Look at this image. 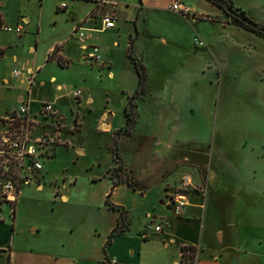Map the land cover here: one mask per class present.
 <instances>
[{
	"label": "crops",
	"instance_id": "0c3cea01",
	"mask_svg": "<svg viewBox=\"0 0 264 264\" xmlns=\"http://www.w3.org/2000/svg\"><path fill=\"white\" fill-rule=\"evenodd\" d=\"M97 1L0 0V20L11 27L22 24L25 30L22 35L0 32V62H10L7 70L0 72V94H10V106L0 110V115L13 110L27 96L24 78H14L11 71L17 68L25 75L33 69L36 72L29 94L32 111L40 103L50 102L65 118L67 108L60 105V100L69 96L70 114L79 100V112L83 115V107L90 112L95 105L91 92L101 91L105 110L95 118L94 133L109 139L108 132L125 128V107L138 86V75L128 56L133 41L134 55L143 67L145 82L143 93L135 100L134 142H130V147L142 155L144 143L140 144L136 136L140 126L144 125V134H154L160 119H166L168 128L170 119L183 117L184 113L194 118L195 108L180 104L188 101L189 89L175 93V86L194 85L201 80L214 85L221 78L222 62L234 61L235 53L253 66L259 81L264 79V39L234 25L223 9L208 0H109L111 5L99 6L95 13ZM175 1L188 7L192 17L172 12L169 7ZM230 1L234 9L264 27V0ZM61 3L66 7L61 8ZM102 15L113 16L115 26L102 29ZM79 33L84 34L81 40ZM196 41L203 45L198 46ZM91 46L98 47L103 65L86 61ZM159 51L177 57L154 67L151 59ZM72 79L77 82V89L81 90V86L87 91L85 97L72 98L70 92L62 91L72 86L67 83ZM113 92L122 95L121 110L117 113L109 105ZM2 98L0 95V101ZM173 101L178 102V107L169 108ZM0 106L3 108V104ZM80 122L78 131L83 126L82 119ZM187 127L182 126L181 133ZM100 128L107 134H100ZM251 130L262 138L253 147L259 152H254V160L261 167L256 186L247 183L255 175L242 179L236 173L230 179L215 171L212 175L208 161H200V157L192 161L197 167L183 161L173 165V161L166 159L161 166L145 169H137V158L136 171L132 162L124 158V163L136 172L138 181L153 184L140 192L126 183L113 185L107 170L97 172L87 177L85 187L100 188L98 201L91 198V189L80 190L76 177L55 169L58 147L55 156L43 164L38 184L32 185L41 192L44 184L50 183L54 188L52 202L60 209L24 213L18 205L23 189L32 185L23 188L14 209H1L0 264H182L185 247L193 248L191 264H264V209H259L262 214L255 217V225L249 207L218 209L209 200L212 193L214 199L253 198L256 191L258 197H264V127ZM77 154L84 155L83 147L78 148ZM94 165L86 169L92 170ZM180 181L188 182L183 207L172 204L171 199L173 187ZM196 186L204 188L198 190ZM68 188L75 190L68 192ZM71 193L75 194L74 207L69 205ZM107 201L122 207L126 217L123 231L111 239L120 213L110 209ZM158 226L161 230L155 232ZM254 228L260 235L258 238L254 236Z\"/></svg>",
	"mask_w": 264,
	"mask_h": 264
},
{
	"label": "rangeland",
	"instance_id": "374dc122",
	"mask_svg": "<svg viewBox=\"0 0 264 264\" xmlns=\"http://www.w3.org/2000/svg\"><path fill=\"white\" fill-rule=\"evenodd\" d=\"M234 11L239 15L242 13L246 18L250 19L245 13L238 10ZM234 56L236 57L234 61L229 59L222 62L221 78L217 79L214 85L209 86L201 80L194 85L174 87L175 93L181 90L185 92L189 89V98L186 99L188 101L181 102L180 104H185L186 107L190 104L191 107H194V118H189L184 113L183 117L170 119L171 124L168 128H165L166 119H160L158 130L154 134H144V125L140 126L136 136L140 140V144L144 143L142 155L130 147V142H134L132 128L128 132H124L122 126L115 128V130L108 132V134L100 128L99 133L107 134L109 139L95 135V118L100 112L105 110V107H103L105 103L103 92L96 90L91 92L95 98V105L90 112L88 108L85 109L83 107V115L79 112V100L76 102V107L73 105L75 108H72L73 113L70 114V110H68L71 102L70 97L65 96L64 99L60 100V105L64 109L67 108L64 110L65 118L61 116L62 123L64 124L62 136L64 143L59 146L58 155L54 158L55 169L59 172L63 169L65 175L68 177H76L78 183H80V190L91 189V198L95 201H98L101 197L100 188L90 185L85 187V185L87 183V177L97 172L103 173V171L107 170V174L114 181H132L138 189H145L149 184H153V181H147L144 185V183L135 178L136 165H134V160L137 158H139L137 169H145L156 164L157 166H161L162 161L166 159L171 162L173 161V165L183 161V164H188L190 167H197L192 161H197L198 157H200V161H208L209 173L212 175L214 171L215 174L219 173L226 179H230L235 173L240 179L255 175V178L247 179V183L256 186L259 184L257 182V175H261V167L254 160V152L255 154L259 152L253 147L262 138H258V134L252 131L251 128L264 127V79L262 81L258 80L259 76L255 75L253 66L242 57L240 58V54L235 53ZM176 57L175 54L159 51L156 56L152 57L151 61L152 65L157 67L164 62L173 61ZM9 66V61H1L0 72H5ZM75 69L78 68L75 67ZM124 76L126 77L127 73H124ZM126 81L131 83V79L129 78H126ZM67 83L72 86L69 85L70 87H65L62 91L67 90L73 98L72 93L79 86L77 87L75 85L77 82L74 79ZM1 85L2 82L0 80ZM80 88L82 97H85L87 91L81 86ZM157 88L162 87L158 86ZM116 93L113 92L109 95V105L117 113V111L121 110L120 106L122 101L120 98L122 95ZM0 95L3 96L0 101V105L3 104V108L0 106V110H5V106H10V100L8 98L10 94L8 92H2ZM76 99H79V97ZM173 103V105H168V107H178V102L173 101ZM142 109L144 110L145 107H142ZM3 112L5 113V111ZM2 116L4 114L0 115V118ZM81 119L83 126L78 131L81 125ZM185 125L188 126V131L185 130V133H181L182 126ZM73 126H75L74 129H72ZM80 146L84 150V155L81 156L77 154ZM114 146L118 151L123 165L122 171L117 170V163L113 161L112 148ZM137 147L142 149V145L139 146L138 144ZM204 150H206V153L203 154L202 152ZM156 155H159V158H155ZM124 158L125 161L132 162L135 171L124 163ZM186 160L189 163L185 162ZM46 162L48 160L44 161V163ZM92 164H95L92 170H87L86 166H91ZM0 169H2L1 166ZM253 169H256V172ZM12 173L13 170L9 174L12 175ZM1 174L2 170L0 171V178ZM184 176L188 177L189 175ZM186 183L188 182L180 181L173 187L174 193L171 195L172 204H174L173 199L177 194H185L187 192L188 188ZM1 185L2 182L0 179V194L2 192ZM204 186H196V188L200 190ZM25 187L28 186H21V190ZM73 189L68 188V192L75 190ZM53 191L54 188L50 183L44 184L41 192L35 191V185H32L31 188L23 189L18 209H23L24 213L32 210L60 209V206L58 207L56 203L54 204L52 202ZM257 194V191L254 192L255 196L253 198L231 199L229 197H216L214 199L212 193L209 200L212 204L215 203L218 209H230L231 206H235L237 209H246V207H249L248 209H251V213L249 212L252 217L251 221L256 225L255 217L264 213V211L261 213V210H259L261 208L264 209V197H258L259 194ZM74 195V193H71L72 200L69 203L73 207ZM261 205L263 206L261 207ZM3 207L4 210L10 209L9 205H3ZM254 236L255 238L260 236L257 228H254Z\"/></svg>",
	"mask_w": 264,
	"mask_h": 264
},
{
	"label": "built area",
	"instance_id": "2783aa9c",
	"mask_svg": "<svg viewBox=\"0 0 264 264\" xmlns=\"http://www.w3.org/2000/svg\"><path fill=\"white\" fill-rule=\"evenodd\" d=\"M96 4L99 7L111 5L112 2L98 0ZM60 7L65 8L66 4L61 3ZM169 9L184 17H190L192 14L188 7L177 1L173 2ZM100 21L102 29L115 26L114 17L111 15L100 16ZM78 30L79 28L75 32ZM24 31L22 24L11 27L0 20V32L22 35ZM78 37L81 40L84 34L79 33ZM196 44L198 46L203 45L200 41H196ZM85 58L86 61L92 64L103 65L99 49L96 46L90 47ZM35 72V70L29 69L23 75L20 69L15 68L11 71L14 78H24L27 96L18 103L17 107L0 118V166L2 168L0 169V171L2 170L0 178L2 182L0 213L3 205H9L10 209H14L21 186L38 184L44 161L52 159L55 156L56 149L64 143L62 140L64 124L54 105L50 102H42L37 109L31 110L33 101L29 94ZM80 95L81 90L75 89L73 91L74 98H78ZM11 170H13L12 175L9 174ZM173 203L177 207L185 206V195L177 194L173 199ZM154 230L159 232L161 228L158 226Z\"/></svg>",
	"mask_w": 264,
	"mask_h": 264
},
{
	"label": "trees",
	"instance_id": "16d2710c",
	"mask_svg": "<svg viewBox=\"0 0 264 264\" xmlns=\"http://www.w3.org/2000/svg\"><path fill=\"white\" fill-rule=\"evenodd\" d=\"M208 1L215 4L219 8L223 9L227 13V15H229V17L232 19V23L234 25H236V26H238V27H240L246 31H249V32L255 34L256 36L264 39V27L263 26H260L257 23L252 21V23L254 24V26L252 27L250 25L245 24L244 22H242L237 17L232 16L228 13V11H230V10H238V9H234L233 4L231 3L230 0H208ZM240 15L242 17H245L244 14H242V13ZM128 50H129V53H128L129 59L133 63L134 70L138 75V86H137V89L135 90L134 94L129 98L128 103L125 107V111H124L125 128L123 129L124 132H128L129 130H131V128L135 122V108H136L135 100L139 96H141V94L143 93L144 82H145V75H144L143 67L139 64V61L135 58V55H134L133 41L130 42ZM112 156H113V161L115 163H117V170L122 171L123 165L121 163L118 151L115 148V146L112 148ZM110 179L112 180L113 185H119L121 183H126L134 190H138L140 192L145 191V189H138V187L135 184H133L132 181H129V180H126V181L115 180L114 181L112 179V177H110ZM107 204H108V207L110 209L118 210L120 213L117 225L115 226V228L110 233L109 239H111L112 236L116 235L117 233H121L123 231L124 226L126 225V217L124 216V210L122 209V207L114 206V205L110 204L108 201H107ZM193 256L194 255H193V248L192 247L183 248L182 249V264H191L193 261Z\"/></svg>",
	"mask_w": 264,
	"mask_h": 264
},
{
	"label": "water",
	"instance_id": "95a60500",
	"mask_svg": "<svg viewBox=\"0 0 264 264\" xmlns=\"http://www.w3.org/2000/svg\"><path fill=\"white\" fill-rule=\"evenodd\" d=\"M98 10V6L96 4L95 6V9H94V12L96 13V11ZM228 13L232 16H235L237 17L238 19H240L242 22H244L245 24L247 25H250V26H254V24L252 23V21H250L249 19L245 18V17H242L241 15H239L237 12L233 11V10H230L228 11Z\"/></svg>",
	"mask_w": 264,
	"mask_h": 264
},
{
	"label": "flooded vegetation",
	"instance_id": "af4514ba",
	"mask_svg": "<svg viewBox=\"0 0 264 264\" xmlns=\"http://www.w3.org/2000/svg\"><path fill=\"white\" fill-rule=\"evenodd\" d=\"M234 11V10H233ZM236 12V11H235Z\"/></svg>",
	"mask_w": 264,
	"mask_h": 264
}]
</instances>
